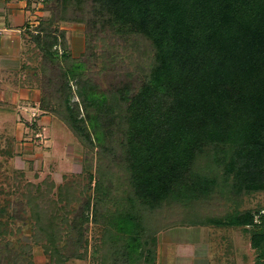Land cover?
Masks as SVG:
<instances>
[{"label":"trees","instance_id":"obj_1","mask_svg":"<svg viewBox=\"0 0 264 264\" xmlns=\"http://www.w3.org/2000/svg\"><path fill=\"white\" fill-rule=\"evenodd\" d=\"M55 1L48 18L24 26L41 58L39 67L26 66L39 82L38 108L83 145L86 182L60 186L56 197L53 183L44 191L27 184L31 239L48 264L85 255L80 224L89 222V206L103 228L99 264H152L156 238L145 228L147 214L169 200L198 203L219 192L225 203L239 200L237 206L198 223L249 228L254 264H264V209H238L245 195L264 191V0ZM85 11L92 13L87 24L147 41L139 84L103 88L91 75L96 44L83 56L70 55L65 30L54 25L80 21ZM79 200V211L68 209ZM5 207L0 241L21 229L11 227L14 215L4 218ZM31 255L23 243L13 260L34 264Z\"/></svg>","mask_w":264,"mask_h":264},{"label":"rangeland","instance_id":"obj_2","mask_svg":"<svg viewBox=\"0 0 264 264\" xmlns=\"http://www.w3.org/2000/svg\"><path fill=\"white\" fill-rule=\"evenodd\" d=\"M24 1L25 3H14L15 7L22 10L21 22L28 23L29 29H33L43 18H48L56 3L55 0H50L47 4L44 0H30V4L28 0ZM91 16L90 11H85L80 21L64 20L54 25L65 30L70 55L83 56L89 50L88 45L96 44L94 69L97 74L91 75H95L103 88L115 89L124 83L133 86L139 84L143 78L141 67L144 65L141 57L143 53L146 56L145 52L151 51L147 41L141 37L134 38L133 35H117L108 26L102 28L99 22L89 20L87 24L86 20ZM21 27L15 26L0 32V52L4 50L10 53L14 48L19 49L18 59L17 56H4L0 59L1 63L3 60L8 64H0V68L1 65L4 67L0 69V210L5 207V201H8L4 218L10 219L14 215L11 227L14 230L21 228L19 233L0 241V264H15L13 255L23 243L30 244L34 264H48L49 256L43 247L32 242L30 207L23 194L29 190L27 184H32L29 186L33 188L41 185L44 191L47 184L53 183L51 196L54 197L60 186L66 187L71 183L75 185L80 181L84 185L86 181L81 176L84 150L81 142L60 119L38 108L39 82H35L37 76L33 74L32 68L39 67L41 58L25 31L26 28L23 25ZM132 41L138 46L133 45ZM131 45L135 47L134 55H130ZM56 48L60 52L63 49L62 46ZM100 56L106 60L107 70H102ZM20 88L37 89L38 98L33 99L32 95L26 97V91L21 90L18 100L9 102L7 98L11 91H19ZM72 99L75 100L76 97ZM33 123L35 126L31 128ZM118 155L114 156L117 162ZM70 191H74L73 188ZM91 192L92 188L83 195H91ZM223 196L224 193L219 192L198 203L195 202L196 199L188 203L169 200V203L147 214L145 228L150 229L156 238V255L152 264H254L255 251L251 245L249 228L198 223V219L203 217H223L226 210L232 211L237 206L233 203L239 200L230 199L229 203H225ZM81 205L80 200L75 201L68 209L79 211ZM238 206L239 210L264 209V191L245 195ZM91 208L89 206L84 211L89 222L80 224L84 229L83 238L87 240L85 249L80 252L84 251L85 255L71 258L63 264L100 263L103 228L102 224L93 222ZM73 217L74 213L68 215L71 222ZM255 220H258L257 215ZM8 240L11 242L6 243ZM65 240L67 239H63L62 244ZM20 263L27 264V260L21 259Z\"/></svg>","mask_w":264,"mask_h":264},{"label":"crops","instance_id":"obj_3","mask_svg":"<svg viewBox=\"0 0 264 264\" xmlns=\"http://www.w3.org/2000/svg\"><path fill=\"white\" fill-rule=\"evenodd\" d=\"M15 1H18L17 3H25L24 0H0V32H3L4 30H9V29H13V27L18 26V28L21 27V25L25 26V23L21 22V18H22V10L19 9V7H15ZM22 14H21V13ZM22 28V27H21ZM4 49V48H3ZM0 50H1V46H0ZM4 53L6 55H4ZM11 53V54H10ZM5 52L3 50V52H0V59H2L4 56L8 57V56H12L14 58V56H17L16 59H18L19 56V49L18 48H14L12 50V52ZM1 61V60H0ZM0 64H2L3 66L8 65L6 62L2 63L0 62ZM1 65L0 69H3L4 67ZM26 91L25 95H27L26 97H29V95H32L33 99H37L38 98V91L37 89H19L16 91H11V94L8 96V101L13 103L16 102V100H18V96H21V92L22 91Z\"/></svg>","mask_w":264,"mask_h":264}]
</instances>
